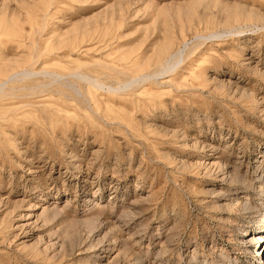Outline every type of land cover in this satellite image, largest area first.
<instances>
[{
    "label": "rangeland",
    "instance_id": "rangeland-1",
    "mask_svg": "<svg viewBox=\"0 0 264 264\" xmlns=\"http://www.w3.org/2000/svg\"><path fill=\"white\" fill-rule=\"evenodd\" d=\"M263 229L264 0H0V264H263Z\"/></svg>",
    "mask_w": 264,
    "mask_h": 264
},
{
    "label": "bare ground",
    "instance_id": "bare-ground-1",
    "mask_svg": "<svg viewBox=\"0 0 264 264\" xmlns=\"http://www.w3.org/2000/svg\"><path fill=\"white\" fill-rule=\"evenodd\" d=\"M174 59H176L174 57ZM171 60V59H170ZM172 61V60H171ZM170 62V61H169ZM172 63V62H171ZM173 67V66H172ZM168 68V67H167ZM167 70H170V69H167ZM166 70V71H167ZM164 71V69H163ZM162 72V71H161ZM164 73V72H163ZM250 240V239H249ZM248 242V241H247ZM250 244V247H252L253 245H256V246H261V249L264 250V229L258 233L257 235L254 236V238H252V241H249L248 242ZM261 252V251H260ZM264 254V252H263ZM258 256H259V252H258ZM264 261V259H263ZM264 264V263H263Z\"/></svg>",
    "mask_w": 264,
    "mask_h": 264
}]
</instances>
